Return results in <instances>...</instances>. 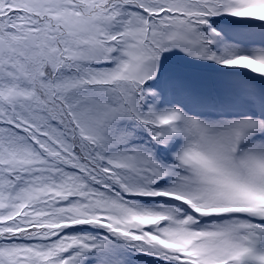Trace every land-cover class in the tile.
<instances>
[{"label":"snow or ice","instance_id":"1","mask_svg":"<svg viewBox=\"0 0 264 264\" xmlns=\"http://www.w3.org/2000/svg\"><path fill=\"white\" fill-rule=\"evenodd\" d=\"M0 264H264V0H0Z\"/></svg>","mask_w":264,"mask_h":264}]
</instances>
